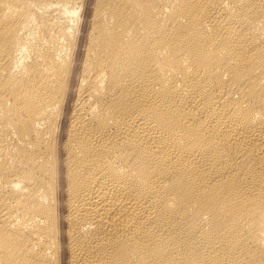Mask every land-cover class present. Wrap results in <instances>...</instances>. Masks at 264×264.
<instances>
[{
    "label": "bare ground",
    "instance_id": "obj_1",
    "mask_svg": "<svg viewBox=\"0 0 264 264\" xmlns=\"http://www.w3.org/2000/svg\"><path fill=\"white\" fill-rule=\"evenodd\" d=\"M0 264H264V0H0Z\"/></svg>",
    "mask_w": 264,
    "mask_h": 264
}]
</instances>
